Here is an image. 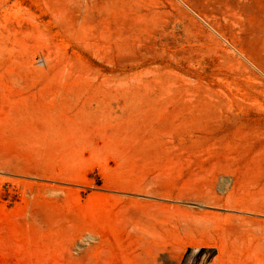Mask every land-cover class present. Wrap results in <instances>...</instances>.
<instances>
[{
	"label": "rangeland",
	"instance_id": "1",
	"mask_svg": "<svg viewBox=\"0 0 264 264\" xmlns=\"http://www.w3.org/2000/svg\"><path fill=\"white\" fill-rule=\"evenodd\" d=\"M0 264H264V0H0Z\"/></svg>",
	"mask_w": 264,
	"mask_h": 264
},
{
	"label": "crops",
	"instance_id": "2",
	"mask_svg": "<svg viewBox=\"0 0 264 264\" xmlns=\"http://www.w3.org/2000/svg\"><path fill=\"white\" fill-rule=\"evenodd\" d=\"M100 240H101L100 245L103 248H105V249H111V248H113L115 246H118V244H120L119 241H117L116 239L109 238V237L108 238L102 237V238H100ZM126 244H128V246H130V243H126ZM126 244L123 243L124 246ZM105 253L106 254H110V253H112V251L111 250H107Z\"/></svg>",
	"mask_w": 264,
	"mask_h": 264
}]
</instances>
